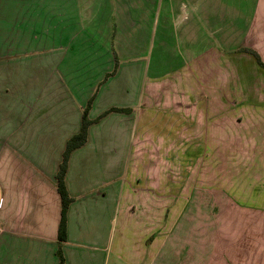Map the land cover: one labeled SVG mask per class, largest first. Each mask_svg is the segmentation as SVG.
<instances>
[{
  "label": "crops",
  "instance_id": "crops-1",
  "mask_svg": "<svg viewBox=\"0 0 264 264\" xmlns=\"http://www.w3.org/2000/svg\"><path fill=\"white\" fill-rule=\"evenodd\" d=\"M245 48L264 62V0H0V264H59L55 174L90 98L91 120L131 110L91 123L69 155L63 264H264L258 194L254 204L227 187L225 234L202 263L190 237L170 232L177 214L153 210L185 201L179 187L143 183L152 161L133 167L139 155H159L156 141L183 142L185 125L170 119L186 111L170 102L175 89L198 103L202 81L226 99L235 80L264 89V69Z\"/></svg>",
  "mask_w": 264,
  "mask_h": 264
},
{
  "label": "rangeland",
  "instance_id": "rangeland-1",
  "mask_svg": "<svg viewBox=\"0 0 264 264\" xmlns=\"http://www.w3.org/2000/svg\"><path fill=\"white\" fill-rule=\"evenodd\" d=\"M233 83V92L226 99L220 93L217 97L211 96L208 81H202L199 103L194 101L190 91L176 94L175 89L170 94V102L180 104L186 111L170 119L185 125L181 134L183 144L176 143L174 137L164 142L156 141L159 155L155 152L154 155H139L134 159V165L132 161L133 167L138 169L152 161V167H148L154 168L155 174L146 181L145 177H140L143 183L164 186L168 182L171 187H179L178 194L184 195L185 201L180 199L170 208L153 210L166 215L177 214L179 224H174L175 230L170 232L185 235V242L186 237L194 238L186 247L197 249L201 259L203 257L202 263L209 260L208 250L215 249L216 235L225 234L227 206L231 202L227 187L236 186L242 190V198L249 197L250 203L257 204L256 194L258 201L263 198L261 202H264V141L257 137L264 132L263 83L250 79ZM189 84L190 81H184L182 90ZM86 105L87 102L83 109ZM166 114L162 113L157 119H169ZM237 120L241 124H237ZM183 150L185 155H177ZM161 152L168 155H160ZM252 185H256V192ZM174 192L170 190L171 195ZM242 198L239 196L240 200ZM247 212L254 218L259 214L251 205ZM113 258L110 264H113Z\"/></svg>",
  "mask_w": 264,
  "mask_h": 264
},
{
  "label": "trees",
  "instance_id": "trees-1",
  "mask_svg": "<svg viewBox=\"0 0 264 264\" xmlns=\"http://www.w3.org/2000/svg\"><path fill=\"white\" fill-rule=\"evenodd\" d=\"M244 50L252 54L258 66L264 69V62L260 59L259 55L254 50L246 49V48ZM116 65L117 64H115L113 71L107 74L105 78L115 71ZM91 101H92V98L88 100L86 107L82 111L81 125H80L79 131L75 133L74 135H72L66 141L64 150L62 152L61 162L55 174L56 188L59 193L60 202H61L60 218H59V224H58V229H57L58 248L56 251L59 257V264H63V256L61 254V244L65 241V238H66L67 211H68L70 202L73 200V198L68 194L65 183H64V176L67 170L69 155L71 154L73 150H75L76 148L80 147L81 145L85 143L86 137H87V128L91 123L97 121L101 116H103L104 114L108 112H112V111L130 112L131 110L130 108H126V107H111L110 109L105 111L103 114H101L99 117H97L96 119L91 120L87 117V112L90 107Z\"/></svg>",
  "mask_w": 264,
  "mask_h": 264
}]
</instances>
